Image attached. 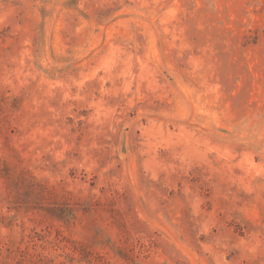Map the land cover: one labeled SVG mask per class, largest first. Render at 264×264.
<instances>
[{
    "label": "rangeland",
    "instance_id": "rangeland-1",
    "mask_svg": "<svg viewBox=\"0 0 264 264\" xmlns=\"http://www.w3.org/2000/svg\"><path fill=\"white\" fill-rule=\"evenodd\" d=\"M0 264H264V0H0Z\"/></svg>",
    "mask_w": 264,
    "mask_h": 264
}]
</instances>
